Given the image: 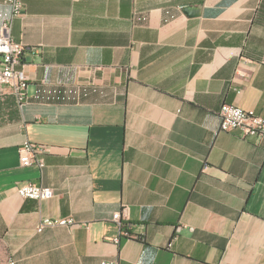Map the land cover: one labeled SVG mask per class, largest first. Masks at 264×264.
<instances>
[{
  "label": "crops",
  "instance_id": "0c3cea01",
  "mask_svg": "<svg viewBox=\"0 0 264 264\" xmlns=\"http://www.w3.org/2000/svg\"><path fill=\"white\" fill-rule=\"evenodd\" d=\"M22 1L15 17L0 3L29 99L0 85L7 257L264 264V149L219 117L232 104L264 118V0ZM24 140L45 148L42 167L19 164ZM24 182L53 195L23 198ZM122 205L129 238L112 220ZM43 218L88 226L38 231Z\"/></svg>",
  "mask_w": 264,
  "mask_h": 264
},
{
  "label": "built area",
  "instance_id": "2783aa9c",
  "mask_svg": "<svg viewBox=\"0 0 264 264\" xmlns=\"http://www.w3.org/2000/svg\"><path fill=\"white\" fill-rule=\"evenodd\" d=\"M0 3L8 5L11 9V17L19 15L24 10L22 0H0ZM11 19H6L0 27V85L9 89L14 95L19 108L28 103L27 77L21 65V56L25 46L12 39L10 35ZM240 93V90H238ZM221 131H239L242 137L254 138L264 149V118L253 110H246L232 104H223L219 111ZM45 148L41 145L24 140L18 147L19 164L21 166L37 165L43 166L41 153ZM15 189L19 196L34 200H44L53 195L51 188L33 182L17 183ZM128 206L122 205L119 211L112 214V220L119 227V235L127 238L131 237L126 230L128 222ZM61 225L66 227L85 226L87 224L75 221L72 218L51 219L43 218L37 228L40 231L45 226ZM114 242H119V237L114 238ZM169 242L168 246H171ZM10 264L15 261L10 258ZM100 264H117L115 260H102Z\"/></svg>",
  "mask_w": 264,
  "mask_h": 264
},
{
  "label": "rangeland",
  "instance_id": "374dc122",
  "mask_svg": "<svg viewBox=\"0 0 264 264\" xmlns=\"http://www.w3.org/2000/svg\"><path fill=\"white\" fill-rule=\"evenodd\" d=\"M9 258L6 255L4 246L0 242V264H6Z\"/></svg>",
  "mask_w": 264,
  "mask_h": 264
},
{
  "label": "water",
  "instance_id": "95a60500",
  "mask_svg": "<svg viewBox=\"0 0 264 264\" xmlns=\"http://www.w3.org/2000/svg\"><path fill=\"white\" fill-rule=\"evenodd\" d=\"M191 10H194V9H192L191 7H186V11H187V12H189V11H191Z\"/></svg>",
  "mask_w": 264,
  "mask_h": 264
},
{
  "label": "bare ground",
  "instance_id": "6f19581e",
  "mask_svg": "<svg viewBox=\"0 0 264 264\" xmlns=\"http://www.w3.org/2000/svg\"><path fill=\"white\" fill-rule=\"evenodd\" d=\"M6 264H10V259L7 261V263Z\"/></svg>",
  "mask_w": 264,
  "mask_h": 264
}]
</instances>
